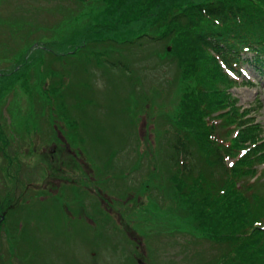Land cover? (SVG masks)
Instances as JSON below:
<instances>
[{
	"label": "rangeland",
	"instance_id": "obj_1",
	"mask_svg": "<svg viewBox=\"0 0 264 264\" xmlns=\"http://www.w3.org/2000/svg\"><path fill=\"white\" fill-rule=\"evenodd\" d=\"M106 2L0 0V264H219L239 244L202 232L175 188L172 144L198 63L216 62L210 106L218 139L238 150L234 189L264 198V73L247 66L245 82L195 51L205 17L157 14L130 43L92 38Z\"/></svg>",
	"mask_w": 264,
	"mask_h": 264
},
{
	"label": "trees",
	"instance_id": "obj_2",
	"mask_svg": "<svg viewBox=\"0 0 264 264\" xmlns=\"http://www.w3.org/2000/svg\"><path fill=\"white\" fill-rule=\"evenodd\" d=\"M166 2L107 0L109 13L98 20L92 38L115 41L122 36L123 42L130 43L128 36L151 26L157 21L154 20L157 14H165L158 18L163 23L183 24L185 21L191 26H195V22L190 21V16L197 20L205 17L204 25L193 28L192 39L199 44L195 51L210 54L206 56L216 58L236 77L244 79L243 69L247 66L264 73V0H180L171 8L161 10ZM187 5L192 7V12H186ZM153 16L154 19L149 20ZM107 63L125 68L120 62L107 60ZM198 67L201 76L195 92L196 102L189 100L182 118L179 116L186 127L177 130L172 144L177 162L175 188L184 199L190 200L188 204L192 208L195 205L201 211L200 223L199 214L195 213L194 217L202 232L212 237L211 241L226 246H231L232 242L239 244L236 254H230L231 257L229 253L224 254L219 264H264V198L246 186L247 190L242 192L234 189L241 186L243 172L226 160L238 150L232 151L231 146L223 145L218 139L215 112L210 106L215 85L222 82L218 77L219 69L216 62L210 65L201 62ZM244 142L250 143L248 139ZM233 210L238 214H232L231 218ZM224 222L225 228L222 227Z\"/></svg>",
	"mask_w": 264,
	"mask_h": 264
},
{
	"label": "flooded vegetation",
	"instance_id": "obj_3",
	"mask_svg": "<svg viewBox=\"0 0 264 264\" xmlns=\"http://www.w3.org/2000/svg\"><path fill=\"white\" fill-rule=\"evenodd\" d=\"M1 75H4V73L1 72ZM51 150H52V148L49 149V152H50V153H51ZM1 219H2V217H1ZM0 223H1V221H0Z\"/></svg>",
	"mask_w": 264,
	"mask_h": 264
},
{
	"label": "bare ground",
	"instance_id": "obj_4",
	"mask_svg": "<svg viewBox=\"0 0 264 264\" xmlns=\"http://www.w3.org/2000/svg\"><path fill=\"white\" fill-rule=\"evenodd\" d=\"M248 71H250V68H247Z\"/></svg>",
	"mask_w": 264,
	"mask_h": 264
}]
</instances>
